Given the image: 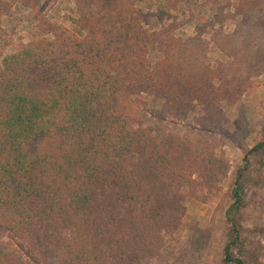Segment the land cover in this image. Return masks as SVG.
Returning a JSON list of instances; mask_svg holds the SVG:
<instances>
[{
    "label": "trees",
    "instance_id": "16d2710c",
    "mask_svg": "<svg viewBox=\"0 0 264 264\" xmlns=\"http://www.w3.org/2000/svg\"><path fill=\"white\" fill-rule=\"evenodd\" d=\"M74 1L72 29L40 13L32 39L0 47V264H148L188 204H205L229 171L209 123L223 119L222 100L244 93L243 67L211 53L231 43V20L232 44L248 46L264 0L215 5L187 38L176 34L178 14L167 23L184 0L157 11L138 7L144 0ZM12 8L0 0V30ZM261 152L264 140L231 189L228 264H247L236 215L247 158Z\"/></svg>",
    "mask_w": 264,
    "mask_h": 264
},
{
    "label": "rangeland",
    "instance_id": "374dc122",
    "mask_svg": "<svg viewBox=\"0 0 264 264\" xmlns=\"http://www.w3.org/2000/svg\"><path fill=\"white\" fill-rule=\"evenodd\" d=\"M8 1L13 2V8L8 15L2 17L0 30V47L4 53L13 51L19 41L32 39L38 32L36 16L40 13H44L48 20L72 29L67 16L74 15V0H40V5L35 10L25 8L19 0ZM162 1H138L137 6L157 11L160 6H164ZM226 2L227 0H184L179 8L169 9L167 23L178 14L181 28L176 30V34L181 38L193 36L197 31L195 23L198 19L211 18L215 5H225ZM262 18L264 19V12ZM154 25H160L156 18ZM218 27L219 25L216 26ZM236 28L237 22L234 20L224 24L223 29L231 35V43L225 46V52L216 47L211 53L213 62H240L243 67L237 77H244V93L235 92L227 100H222L223 119L209 123V128L224 141L219 145L226 152L228 174L220 183V189L205 204L200 201L188 204L181 230L175 238L169 240L162 254L148 264H228L223 257L224 247L232 237L231 226L226 217L231 203V189L245 165L246 152L257 142L264 140V27L260 25L257 30L247 28L244 36L248 46L239 49L232 44L236 39L233 36ZM231 88L227 90L228 93ZM221 130L225 132V136L219 134ZM247 159L248 166L242 177L245 187L244 205L236 215L242 227L243 247L236 248V253L244 257L247 264H264V152L250 155Z\"/></svg>",
    "mask_w": 264,
    "mask_h": 264
}]
</instances>
